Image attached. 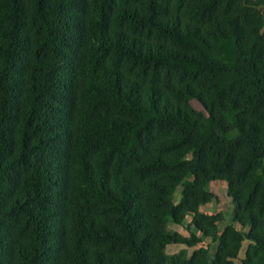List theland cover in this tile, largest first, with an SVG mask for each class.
<instances>
[{
	"label": "trees",
	"instance_id": "obj_1",
	"mask_svg": "<svg viewBox=\"0 0 264 264\" xmlns=\"http://www.w3.org/2000/svg\"><path fill=\"white\" fill-rule=\"evenodd\" d=\"M188 15L0 0V264H167V246L202 242L168 231L187 216L220 242L212 264L244 241L243 264H264V16L254 0ZM213 182L248 232L199 212Z\"/></svg>",
	"mask_w": 264,
	"mask_h": 264
},
{
	"label": "rangeland",
	"instance_id": "obj_2",
	"mask_svg": "<svg viewBox=\"0 0 264 264\" xmlns=\"http://www.w3.org/2000/svg\"><path fill=\"white\" fill-rule=\"evenodd\" d=\"M162 2L168 7V11L171 13L182 14L187 21H190L188 15L189 12V0H184L183 7L178 9V5L174 3H168V0H162ZM258 4V9L264 16V0H254ZM191 22V21H190ZM264 32V29H263ZM157 41V40H155ZM199 110L200 106L195 105ZM183 186L178 187L172 193L173 202L178 205L182 200ZM210 193L213 195L211 203L200 207L199 212L204 216L218 217L219 222L216 223L217 233L221 235L226 227L234 225V212L236 207L233 200L229 197L228 186L225 182H213L209 187ZM237 229L245 232L249 231V227L242 228L240 225H234ZM167 229L171 234H179L183 238L191 239L193 235L201 238L202 242L194 247H188L184 244H175L167 246L165 250L167 264H174L184 261H190L195 252L204 249L207 252L208 264H212L215 255L218 252L220 242L216 240L215 236H204L193 225V216H187L182 224H176L172 219L167 220ZM213 230V229H212ZM252 243L250 241H244L242 248L239 251L238 258L234 260V264H243L247 257L249 246Z\"/></svg>",
	"mask_w": 264,
	"mask_h": 264
}]
</instances>
